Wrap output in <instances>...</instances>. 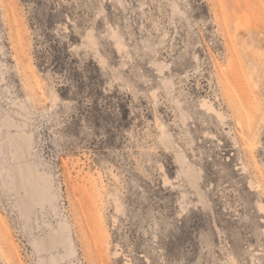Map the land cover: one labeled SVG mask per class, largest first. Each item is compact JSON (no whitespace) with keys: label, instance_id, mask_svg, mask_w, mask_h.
Instances as JSON below:
<instances>
[{"label":"rangeland","instance_id":"obj_1","mask_svg":"<svg viewBox=\"0 0 264 264\" xmlns=\"http://www.w3.org/2000/svg\"><path fill=\"white\" fill-rule=\"evenodd\" d=\"M0 264H264V0H0Z\"/></svg>","mask_w":264,"mask_h":264},{"label":"bare ground","instance_id":"obj_2","mask_svg":"<svg viewBox=\"0 0 264 264\" xmlns=\"http://www.w3.org/2000/svg\"><path fill=\"white\" fill-rule=\"evenodd\" d=\"M205 106V108L209 111H211L212 113H214L216 115V117L220 120H222L223 116L220 112L214 110L212 107L207 106L204 102L200 103V106ZM176 157H180L182 160V169L181 172L185 173V178L187 179V181L189 182V184L195 189L198 188L197 183L199 180V172L194 170V169H190L187 164H186V160H185V156L182 154V149L180 147H177V151H176ZM184 165V166H183ZM187 166V169L185 168ZM163 183L164 185L167 186H171L172 188H174L175 186L172 184V182L166 177L164 176L163 178ZM251 187V186H250ZM182 207V206H181ZM261 209L263 210V208L261 207Z\"/></svg>","mask_w":264,"mask_h":264}]
</instances>
